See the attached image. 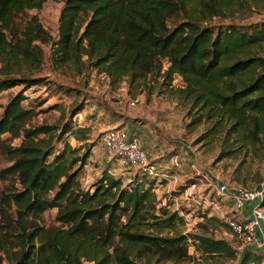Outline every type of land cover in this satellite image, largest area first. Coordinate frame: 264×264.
Returning <instances> with one entry per match:
<instances>
[{
    "label": "trees",
    "instance_id": "1",
    "mask_svg": "<svg viewBox=\"0 0 264 264\" xmlns=\"http://www.w3.org/2000/svg\"><path fill=\"white\" fill-rule=\"evenodd\" d=\"M58 1L63 7L56 40L37 16L14 25L18 15ZM252 8L264 9V0H0V101L7 95L0 102V141L3 135L22 138L9 152L11 165L0 170V183L10 182L0 191V253L8 264L191 260L188 237L162 234L185 221L161 205L157 182L135 177L124 186L104 172L94 191L84 192L79 173L89 152L56 146L66 135L85 141L88 130H74L71 121L61 128L30 126L39 111L23 105L26 91L45 85L33 73L43 62L40 45L51 44L55 67H72L78 75L95 69L112 87L125 78L132 85L149 77L171 88L173 77H180V99L217 125L230 124L234 133L257 141L264 133V23L211 24ZM16 87L22 89L8 96ZM51 210L57 211L56 226L42 225L40 216ZM200 212V228L217 222ZM143 225L155 231L146 233ZM193 243L202 257L235 259L224 240L197 235ZM263 254L244 249L237 264H263Z\"/></svg>",
    "mask_w": 264,
    "mask_h": 264
},
{
    "label": "rangeland",
    "instance_id": "2",
    "mask_svg": "<svg viewBox=\"0 0 264 264\" xmlns=\"http://www.w3.org/2000/svg\"><path fill=\"white\" fill-rule=\"evenodd\" d=\"M62 7V1L47 2L40 11H28L18 15L14 25L20 26L31 16H37L42 28L56 40L58 17ZM235 15L238 16L234 19L223 21L216 19L211 24L264 23V9L261 8L248 9L244 14ZM40 47L43 62L39 70L33 73V77L42 79L45 85L26 91L29 98L23 105L36 107L39 111L29 125L46 124L61 128L66 122L71 121L74 130L78 128L88 130L85 141H77L73 136L66 135L56 146L59 149L69 144L72 148L78 149V155L89 152L86 165L79 173V184L84 192L94 191L95 184L104 172L109 171L114 178L121 179L124 186L134 179V170L121 168L120 164L114 168L110 166L116 159L105 151L101 143L104 129L128 125L137 129L138 137L139 135L154 137L159 143L158 153H162L160 159L165 162L168 153L174 150L181 156L191 157L196 167L209 174L216 182H223L230 188L245 187L252 191H264V133L254 141L248 135L234 133L230 124L217 125L214 120L207 119L203 112L180 99V95L175 92L185 87L180 77H173L171 88L160 86L161 79L156 83L149 77L132 85L125 78L112 87L109 79L97 74L95 69L87 67L78 75L72 67H55L52 63V45ZM260 55L264 57V49ZM166 68L165 64L163 70ZM27 74L31 75L29 72ZM21 89L22 87L12 89L8 96ZM6 99L7 95L4 94L0 102L5 103ZM131 102L135 105L131 106ZM42 103L44 104L38 107ZM56 105L59 108L53 109L52 107ZM75 111L79 112L70 117ZM21 141L20 137L13 138L9 135L1 137L0 170L11 165L9 152L18 147ZM76 167L74 169H77ZM9 184L10 182L0 183V191L5 190ZM171 189L172 186L164 185L155 190L161 205H167L172 212H181L185 215L193 210V213L186 218L188 221L186 224L176 222L172 231L166 230L162 234L188 237L186 247L191 260L186 264H237V259L245 248L235 240L229 228L225 226L227 219L235 215L233 208L221 198L214 196L218 208L207 212L210 217L216 218L217 222L200 228L198 224L202 223V220L194 216L198 211L196 205L193 203L185 205L182 200H172L174 195L170 194ZM56 212L47 211L40 216L39 222L45 226H56L54 223ZM142 229L146 233L155 231L154 227L144 225ZM197 235L224 240L234 249L235 259L202 257L193 247V237ZM258 256H262L264 264V254ZM0 264H8L1 253Z\"/></svg>",
    "mask_w": 264,
    "mask_h": 264
},
{
    "label": "built area",
    "instance_id": "3",
    "mask_svg": "<svg viewBox=\"0 0 264 264\" xmlns=\"http://www.w3.org/2000/svg\"><path fill=\"white\" fill-rule=\"evenodd\" d=\"M130 105L134 106L135 103L131 102ZM101 143L121 168L134 170V178L154 179L157 188L162 187L161 182H165V185L172 186V200H182L185 205L195 204L197 213L203 209L209 211L218 208L214 196L221 198L234 210V217L227 219L226 224L235 240L245 249L264 253L263 190L230 188L223 182H216L209 174L199 170L191 157L186 158L176 151L168 154L167 162L154 159L141 147L138 135L124 127L103 130ZM248 207L251 208L246 210ZM178 213L186 224V218L191 216L193 210L185 215Z\"/></svg>",
    "mask_w": 264,
    "mask_h": 264
},
{
    "label": "crops",
    "instance_id": "4",
    "mask_svg": "<svg viewBox=\"0 0 264 264\" xmlns=\"http://www.w3.org/2000/svg\"><path fill=\"white\" fill-rule=\"evenodd\" d=\"M124 128H126L128 131H131V132H133V133H135V134H137L138 135V131H136L137 129L136 128H133V127H131V126H126V127H124ZM105 130V129H104ZM139 139H140V144H141V147L150 155V156H152L154 159H160V158H162V153L160 152V153H158V150L157 149H159L158 148V146L157 145H159V143L157 142V140L154 138V137H152V136H147V137H145V136H140L139 135ZM171 151H174V150H171ZM170 151V152H171ZM169 152V153H170ZM168 153V154H169ZM110 166L112 167V168H114V167H118V163H117V160H115V161H112V163L110 164ZM109 172V171H108Z\"/></svg>",
    "mask_w": 264,
    "mask_h": 264
}]
</instances>
